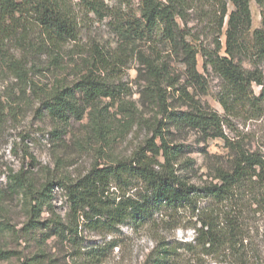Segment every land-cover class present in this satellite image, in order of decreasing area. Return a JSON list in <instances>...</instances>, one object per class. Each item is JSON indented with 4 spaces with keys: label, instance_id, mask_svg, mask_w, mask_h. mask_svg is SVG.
<instances>
[{
    "label": "rangeland",
    "instance_id": "rangeland-1",
    "mask_svg": "<svg viewBox=\"0 0 264 264\" xmlns=\"http://www.w3.org/2000/svg\"><path fill=\"white\" fill-rule=\"evenodd\" d=\"M73 4L78 18L76 40L52 50L48 46L35 48L34 39L40 36L38 28L32 27L24 43L9 42L5 55H0V107L6 108L8 113L0 132L3 193L0 198V264H149L146 259L157 239L181 243L190 240L193 231L188 227V214L174 221H170L169 216L162 220V216L156 215L154 221L142 226L130 223L115 228L88 226L71 212L64 189L54 186L39 215L34 213L38 226H32L31 206L36 202L22 190L12 192L7 174L22 172L26 182L40 191L47 182L74 180L95 164L104 165L129 157L152 137L153 129L158 126L165 127V136L183 149L180 163L189 162L191 171H185L182 164V173L190 183L208 182L217 166L227 167L229 152L222 138H213L192 128L177 130L169 126L159 99L148 87L149 75L139 53L149 57L157 53L172 72L174 86H161L168 112L190 110L187 99L181 95L184 87L200 109L221 115L222 130L230 140L245 150L264 153V60L255 55L252 37L254 29L261 28L264 8L255 0H249L250 24L244 26L245 32L240 34L235 54V62L243 70H257L262 75V85L251 84L253 95L262 92V99L231 113L218 102L222 81L209 68H204L200 55L197 69L205 80L203 88L185 85L184 64L163 45L154 46L140 40L128 49L119 48L117 18L126 13L138 16L140 0H104L108 10L98 14L82 10L77 5L78 0H73ZM227 9L229 13L234 10L230 2ZM227 19L228 16L219 31L218 15L205 5L200 10L189 11L186 29L192 38H197V44L208 51H213L218 41L220 54L227 56ZM97 50L105 55L122 56L119 62L105 56L107 63L101 64ZM10 60L18 61L22 77L17 76L15 64ZM90 61L91 69H100L102 80L117 94L116 99L101 100V106L107 108L105 126L100 134L91 127V138L87 117L79 121L72 119L66 127H58L41 105L45 95L55 87L76 82ZM249 199L245 202L249 234L244 241L248 258L241 262L238 256L219 255L217 259H228L233 264H264V204L256 205L254 198ZM199 205L204 207L207 202L200 201ZM55 222L64 228L62 234L54 232ZM66 227H71L73 232L69 233ZM98 248L101 254L96 255L94 251ZM179 251L182 252L179 264L228 263H218L213 256H201L193 251Z\"/></svg>",
    "mask_w": 264,
    "mask_h": 264
},
{
    "label": "trees",
    "instance_id": "trees-1",
    "mask_svg": "<svg viewBox=\"0 0 264 264\" xmlns=\"http://www.w3.org/2000/svg\"><path fill=\"white\" fill-rule=\"evenodd\" d=\"M255 1L264 8V0ZM228 2L234 7L230 13ZM73 5V0H0V55H5L9 42L24 43L32 27L38 28L40 36L34 39L35 48L48 46L52 50L76 40L78 18ZM77 5L88 13L108 10L104 0H78ZM205 5L212 7L218 15L219 31L228 16L227 56L220 54L218 41L215 49L208 51L197 44V38H192L186 29L189 11L200 10ZM249 24V0H140L139 15L126 13L118 16L116 26L121 50L140 40L167 47L184 64L186 86L204 87L205 80L197 69V56L200 55L204 68H209L223 83L218 102L232 113L242 106L253 105L254 100L260 101L263 95L260 92L254 96L251 90L252 83L263 84L259 71L243 70L235 62L240 34ZM252 37L255 55L264 60V9L261 28L254 29ZM96 54L101 64L107 63L105 56L118 62L122 56L105 55L99 50ZM139 57L149 75L148 87L159 99L169 126L177 130L192 128L207 136L222 138L229 152L228 166H217L208 182L201 185L190 183L182 173V164H185V171H191L189 162L180 163L183 149L180 145H173L165 136V127L158 126L153 129L152 137L129 157L104 165L95 164L74 180L47 182L40 191L26 182L22 172L7 174L10 190H22L36 202L31 206L32 226H38L34 213L39 215L54 186L64 189L71 212L88 226L115 228L125 223L142 226L154 221L156 215L162 216V220L169 216L170 221H174L188 214V227L193 231L190 240L181 243L157 239L146 259L149 264H179L182 255L179 250L213 256L218 263L233 264L228 259H217L219 255L228 258L238 256L241 262L244 261L248 254L244 241L249 234L245 202L254 198L256 205L264 204V153L245 150L230 140L222 130L221 115L200 109L184 87L181 95L187 99L190 110L168 112L161 86H174L172 72L164 61H160L157 53L152 57L139 53ZM10 62L15 64L17 76L22 77L18 61ZM100 72V69H91L90 61L76 82L70 86H57L45 95L41 101L42 108L58 127H66L72 119L79 121L87 117L89 138L91 127L98 134L102 132L107 108L101 106V100L116 99L117 94L102 80ZM6 114V108L0 107V132ZM112 187L114 189L111 190ZM2 195L0 188V198ZM200 201L207 202V205L201 207ZM248 202L252 203V200ZM55 223L54 232L62 234L64 228H61V223ZM65 229L73 232L71 227ZM99 250L96 249L94 254H101Z\"/></svg>",
    "mask_w": 264,
    "mask_h": 264
}]
</instances>
